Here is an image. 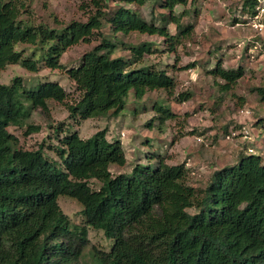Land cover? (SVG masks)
<instances>
[{"label":"trees","instance_id":"trees-1","mask_svg":"<svg viewBox=\"0 0 264 264\" xmlns=\"http://www.w3.org/2000/svg\"><path fill=\"white\" fill-rule=\"evenodd\" d=\"M28 1L0 0V74L10 64L29 72L63 70L74 94L55 81L28 87L18 74L0 82V264H264V160L259 151L242 152L234 162L214 168L202 186H194L185 162L168 163L158 152L145 164L134 162L114 173L111 165L127 163L119 136L108 138L102 128L82 137L71 123L50 120L51 103L63 105L66 119L78 123L98 112L118 111L130 91L137 99L159 90L178 102L188 100L189 91L175 94L177 83L167 68L145 58L162 50L175 54L191 37L194 24L184 21L191 9L175 11L188 0H118L114 9L107 0H92L85 20L58 27L22 19ZM132 4L164 11L147 20L128 7ZM256 6L257 0H242L240 12L256 16ZM132 32L158 36L165 48L150 41L129 44L117 35ZM93 40L77 64L66 68L64 52ZM21 44L35 49L26 54ZM118 49L129 55H116ZM207 73L223 93L235 87L244 69L224 67L217 59ZM253 90L264 102V84ZM154 108L175 116L160 100ZM38 110L49 120L52 136L25 147L21 136L41 130L30 121ZM11 128L21 129L20 135ZM61 196L79 202L81 223H73L61 209ZM90 230L111 241L109 248L93 245L86 251Z\"/></svg>","mask_w":264,"mask_h":264},{"label":"rangeland","instance_id":"rangeland-1","mask_svg":"<svg viewBox=\"0 0 264 264\" xmlns=\"http://www.w3.org/2000/svg\"><path fill=\"white\" fill-rule=\"evenodd\" d=\"M241 2L188 0L185 5L176 6V12L191 9L184 18V21L194 24L191 37L182 41L175 54L162 50L146 55L147 62L158 63L175 77V94L190 92L188 100L178 102L175 97L159 90L137 99L130 91L125 105L118 111L98 112L78 123L66 119L67 112L63 105L51 103L50 120L71 123L82 137H88L102 128L107 129L108 138L119 136L127 163L124 166L111 165L110 170L114 173L130 169L134 162L145 164L152 160L153 152H158L168 163L185 162L189 168V182L194 186H202L214 168L234 162L242 152L259 151L264 160V124L260 122L264 118V102L259 100L253 90L264 84V28L259 30L254 26L258 23L264 25V0H257L256 16L242 14ZM107 4L108 8L114 9L120 2L107 0ZM28 5L22 19L51 27H58L71 19L85 20L94 8L92 0H29ZM128 7L136 9L147 20L151 15L157 16L164 11L159 7L151 11L149 5L132 4ZM168 27L174 32L172 24ZM105 30L108 31V28ZM117 35L129 44L150 41L160 49L165 48L162 38L158 36L138 32ZM96 42L93 40L71 47L64 52L62 63L66 68L76 65L81 54ZM18 48L26 54L35 49L26 44ZM115 54L126 56L129 52L118 49ZM217 59L222 60L224 67L242 66L244 69L243 77L228 92H220L214 78L207 73ZM192 62L195 63L194 67L179 68ZM17 74L28 87L40 81H55L74 94L73 84L63 70L42 67L38 72H29L19 64H10L1 72L0 82L8 83ZM241 99L244 100L242 105ZM157 100L168 105L175 116L168 118L157 112L154 108ZM30 121L39 124L41 130L26 137L21 136L23 145L33 147L43 139L50 141L52 128L46 116L38 110L33 112ZM148 121L153 122L152 127L147 126ZM242 127L248 130L246 137L241 132ZM11 129L20 135L21 129ZM189 131L195 133L189 134ZM59 204L73 223H81L78 214L81 205L77 200L61 196ZM88 238L86 251L93 245L108 249L111 244L100 231L90 230Z\"/></svg>","mask_w":264,"mask_h":264},{"label":"built area","instance_id":"built-area-1","mask_svg":"<svg viewBox=\"0 0 264 264\" xmlns=\"http://www.w3.org/2000/svg\"><path fill=\"white\" fill-rule=\"evenodd\" d=\"M254 26L257 27L259 30H262L264 28V25L261 23H258V25L255 24ZM241 132L243 133L244 137H246L248 135V130L245 129L244 127H242ZM227 137H229V135H227Z\"/></svg>","mask_w":264,"mask_h":264}]
</instances>
